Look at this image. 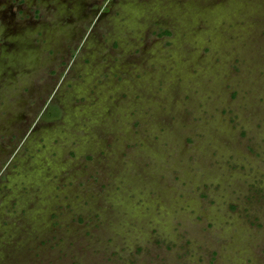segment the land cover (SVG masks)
<instances>
[{
    "label": "rangeland",
    "instance_id": "1",
    "mask_svg": "<svg viewBox=\"0 0 264 264\" xmlns=\"http://www.w3.org/2000/svg\"><path fill=\"white\" fill-rule=\"evenodd\" d=\"M0 264H264V0H0Z\"/></svg>",
    "mask_w": 264,
    "mask_h": 264
},
{
    "label": "flooded vegetation",
    "instance_id": "2",
    "mask_svg": "<svg viewBox=\"0 0 264 264\" xmlns=\"http://www.w3.org/2000/svg\"><path fill=\"white\" fill-rule=\"evenodd\" d=\"M27 19H29V18H27Z\"/></svg>",
    "mask_w": 264,
    "mask_h": 264
}]
</instances>
